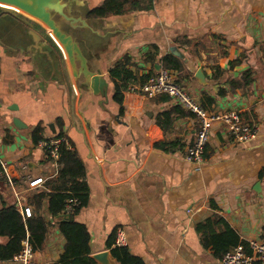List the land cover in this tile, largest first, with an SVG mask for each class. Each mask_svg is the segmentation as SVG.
Masks as SVG:
<instances>
[{
	"label": "crops",
	"instance_id": "0c3cea01",
	"mask_svg": "<svg viewBox=\"0 0 264 264\" xmlns=\"http://www.w3.org/2000/svg\"><path fill=\"white\" fill-rule=\"evenodd\" d=\"M104 1L63 0L70 15L87 22L68 29L89 71L108 82V111L85 79L74 75L39 21L0 11V161L28 201V180L47 177L53 169L43 143L59 133L56 123L61 119L64 135L86 169L89 201L74 220L87 227L90 257L108 253L107 264H119L107 243L122 229L126 247L146 264H221L202 245L198 223L220 215L242 241L262 239L264 0H129L124 15L88 19V12ZM152 45L159 48L160 58L173 51L182 55L181 86L192 98L210 112L240 111L256 127L255 137L238 143L224 125L215 123L205 160L196 165L185 159L199 126L194 114L177 116L165 133L157 118L179 107L170 97L149 98L128 90L122 106L116 103L110 69L129 55L134 73L146 75ZM249 69L252 85L218 96ZM39 125L44 140L34 144L32 133ZM0 180V207L2 202L16 206L17 197ZM58 217L46 214L52 227L32 264L60 260L65 240Z\"/></svg>",
	"mask_w": 264,
	"mask_h": 264
},
{
	"label": "trees",
	"instance_id": "16d2710c",
	"mask_svg": "<svg viewBox=\"0 0 264 264\" xmlns=\"http://www.w3.org/2000/svg\"><path fill=\"white\" fill-rule=\"evenodd\" d=\"M128 4H130L129 0H105L102 5L90 10L87 18L104 19L111 16L124 15L129 11V8H127ZM132 6V9L138 8L137 4H132ZM145 62L151 64V71L141 77H138L132 70L136 64L129 55H124L117 60L110 69V77L115 83L114 101L119 105L122 106L124 93L129 90L130 86L135 84L143 85L157 75V66L177 72V83L181 85L180 77L184 71V63L182 58L176 54L169 53L160 58L159 48L152 45L150 51L146 54ZM253 82V71L249 69L242 75L241 79L229 81L228 89H220L218 96L224 97L229 92L244 90L252 85ZM164 100H167V98H164ZM210 102L213 104L214 98L210 99ZM120 114L123 115V108L120 109ZM190 114L192 113L185 112L180 107H175L161 114L157 118V124L166 133L174 126L177 116ZM56 124L60 131L55 138H64L66 140V143H62L59 148L62 167L58 178L49 181L46 184V189L34 191L28 195L29 205L33 208V215L30 218L24 220L15 205H8L2 202V207H0V239H6V241L0 242V264H12L15 256L22 251V244L27 239V236H29L33 252L42 251L45 248L48 234L52 227V223L47 220L46 214L51 218L60 216L69 198L77 199L79 206L76 207L71 220L61 221L57 224L61 235L64 237L65 244L63 254L55 264H97L90 257V234L87 227L74 220V217L86 207L89 201L86 169L73 142L64 135V124L61 119H58ZM43 133L44 129L41 125L34 129L32 133L34 144L44 140ZM160 147L166 149L165 144L160 145ZM260 177H264V170L261 171ZM196 231L204 248L211 249L218 260H222L229 251L236 248L239 244L244 245L249 252V244L242 241L239 234L220 215H214L198 223ZM261 237L264 240V226ZM114 242L115 235L113 234L107 245L111 248L113 258L119 264H146L141 258L133 255L128 247H118Z\"/></svg>",
	"mask_w": 264,
	"mask_h": 264
},
{
	"label": "built area",
	"instance_id": "2783aa9c",
	"mask_svg": "<svg viewBox=\"0 0 264 264\" xmlns=\"http://www.w3.org/2000/svg\"><path fill=\"white\" fill-rule=\"evenodd\" d=\"M64 56L66 54L63 52ZM132 93H141L149 98L159 95L170 97L179 107L191 112L197 117L199 126L195 134V139L191 147L186 151V161L201 165L205 160V150L209 141L210 134L215 123L224 125L232 138L241 144L251 141L257 132L254 125L247 124L242 113L237 110L224 112H210L198 103L192 96L176 82L174 71L160 69L157 75L149 79L145 84H135L129 87ZM66 143L64 138H49L43 143L44 152L53 167L49 176L36 177L28 180V191H40L46 189V183L58 178L62 167L60 163L59 148L62 143ZM0 178L5 179V189L9 188L17 197V210L25 219L32 217L33 208L28 201L23 198L15 188V181L9 175L8 167L0 161ZM79 201L75 198H69L63 209L62 216H72ZM115 245L118 247L126 246L125 233L118 229L115 235ZM22 251L15 256L13 264H32L34 252L29 242V236L23 241ZM249 252L244 245L239 244L236 248L229 251L221 261V264H264V240L249 242Z\"/></svg>",
	"mask_w": 264,
	"mask_h": 264
},
{
	"label": "water",
	"instance_id": "95a60500",
	"mask_svg": "<svg viewBox=\"0 0 264 264\" xmlns=\"http://www.w3.org/2000/svg\"><path fill=\"white\" fill-rule=\"evenodd\" d=\"M0 3L14 6L25 15L44 24L47 28L48 36L53 39L60 47V50L66 54L74 71V75H81L85 79L86 84L90 86L93 94L101 98L99 105L104 110L108 111L106 109V105L108 104V82L103 75H97L89 71L88 61L84 57L78 42H76L73 35L69 33L68 29L69 27L76 29L80 27L79 25L86 27V20L70 15L68 13L67 4L64 3L63 0H0ZM0 11L4 13H15L3 7H0ZM31 35L35 37V41L37 42L38 34L32 31ZM53 37L56 38L57 41ZM172 53L182 57L178 52L173 51ZM77 65L79 66L78 68ZM58 218L60 220L59 222H61L71 220L73 216L61 215ZM93 258L100 264H107L108 253H102Z\"/></svg>",
	"mask_w": 264,
	"mask_h": 264
},
{
	"label": "bare ground",
	"instance_id": "6f19581e",
	"mask_svg": "<svg viewBox=\"0 0 264 264\" xmlns=\"http://www.w3.org/2000/svg\"><path fill=\"white\" fill-rule=\"evenodd\" d=\"M0 7H3V8H5V9H7V10H10V11H14L15 13H19V14H23V13H21L22 11L21 10H19L18 8H16V7H14V6H9V5H4V4H1L0 3ZM19 10V11H17V10ZM52 34V33H51ZM53 35V34H52ZM56 39V38H55ZM61 46V45H60Z\"/></svg>",
	"mask_w": 264,
	"mask_h": 264
},
{
	"label": "rangeland",
	"instance_id": "374dc122",
	"mask_svg": "<svg viewBox=\"0 0 264 264\" xmlns=\"http://www.w3.org/2000/svg\"><path fill=\"white\" fill-rule=\"evenodd\" d=\"M17 10V9H16ZM18 11V10H17ZM20 12V11H19ZM22 13V12H21ZM10 14H12V13H10ZM41 23V22H40ZM45 28H46V26L43 24V23H41ZM47 29V28H46ZM8 201V200H7ZM0 206H1V203H0Z\"/></svg>",
	"mask_w": 264,
	"mask_h": 264
}]
</instances>
